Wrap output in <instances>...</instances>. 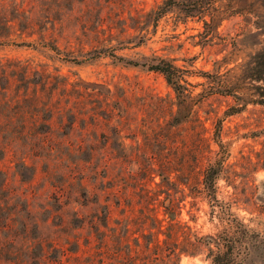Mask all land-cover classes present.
I'll return each instance as SVG.
<instances>
[{"label":"rangeland","instance_id":"1","mask_svg":"<svg viewBox=\"0 0 264 264\" xmlns=\"http://www.w3.org/2000/svg\"><path fill=\"white\" fill-rule=\"evenodd\" d=\"M162 1L0 0V84H8L18 107L12 109L11 119L17 132L0 137V264H48V259L61 257L65 246L74 248L76 240L87 248L84 238L91 230L86 224L77 227L78 218L99 203L111 202L113 197L107 194L111 188L127 183L130 189L139 188L137 164L128 167L129 156L139 155L143 146L142 125L171 118L172 88L161 73L145 67L113 63L108 57L79 64L68 58H82L97 46L98 24L105 29L100 34L108 25L120 28L140 9L148 11ZM215 6L218 34L211 40L200 41L201 21L175 24L171 12L153 35L148 34L146 45L118 53H154L179 66L224 72L264 47V0H217ZM129 32L138 35V29ZM113 33L118 30L113 28ZM193 56L190 67L188 59ZM188 80L196 85L194 93L206 86L199 75ZM157 98L166 101L163 108ZM113 100L128 114V125L109 118L105 110ZM235 104L231 96L209 95L195 104V117L203 122L208 138L221 120V138L230 150L229 177L218 181V198L231 202L239 218L264 234V216L253 211L248 197L254 193L264 198V105L248 103L240 112L224 115ZM119 136L127 148L119 146ZM154 180L159 182L160 177ZM135 195L125 194L136 203ZM174 197L184 198L182 192ZM180 206L178 219L202 233L222 228L217 218H211L206 200L187 196ZM119 217L115 210L113 218ZM237 262L264 264V244ZM180 264L212 263L204 256H185Z\"/></svg>","mask_w":264,"mask_h":264},{"label":"trees","instance_id":"2","mask_svg":"<svg viewBox=\"0 0 264 264\" xmlns=\"http://www.w3.org/2000/svg\"><path fill=\"white\" fill-rule=\"evenodd\" d=\"M216 2L163 0L148 11L140 9L136 15L129 17L132 22L124 23L120 28L108 25L107 31L100 34L105 29L101 27L102 24H98L95 32L97 46L81 54L82 58H68L79 64L108 57L113 63L141 66L159 72L172 88L174 98L170 103L171 118L164 123L156 118L154 122L142 125L140 131L146 150L143 151L141 146L139 155L129 156L131 160L128 167L137 164L138 171L135 174L139 175V188L135 186L130 189L129 183L121 189L111 188L107 192L108 196L113 197L111 202L99 203L95 210L78 218L80 224L77 227L82 228L86 224L91 230L90 235L84 238L83 245L87 248H81L80 242L76 240L74 248L65 246L61 249V257L48 259V264H72L70 258L74 259L73 264H180L185 256H204L212 264H236L242 254H248L252 248L258 249L264 244V234L251 229L239 218L232 211L231 202L218 198V181L229 177L227 171L231 166L228 163L230 150L221 138V120L213 136L208 138L203 122L195 117L194 112L198 101L214 94L231 96L236 101L224 115L238 113L248 103L264 105V47L249 55L247 60L226 68L224 72L220 69L209 72L179 66L173 59L154 53L150 56L141 52L131 56L118 53L146 45L150 38L148 34L153 35L160 20L171 12L175 13V24L186 23L188 19L201 21L204 29L198 34L200 41L204 43L211 40L218 34L216 19L219 8L215 6ZM113 28L118 30L117 35H114ZM130 28L138 29V35L132 37ZM112 39L116 40V44H111ZM129 43L130 47L127 46ZM194 60V56L188 59L190 67L194 66ZM222 62L228 63L225 58ZM193 75L206 79V86L197 93H194L196 85L188 80ZM9 89L7 83L0 84L2 138L17 132L11 119L12 109L18 107L15 108ZM26 98L23 97V100ZM156 102L163 108L166 101L157 98ZM118 103L113 100L105 111L111 120L127 124L130 118ZM186 124L189 126L185 127ZM118 144L123 149L127 148L124 138L120 136ZM213 144L218 148H212ZM129 172L134 174L131 168ZM156 176L160 177L159 182L154 180ZM185 188L188 189L187 193ZM129 192L136 194L139 201L135 203L126 197L125 194ZM178 192H182L184 198L190 196L193 201L206 200L211 218H217L222 228L217 232L202 233L187 221L178 219L184 199L177 200L174 197ZM162 193L165 196L160 199ZM248 197L253 211L264 216V198L254 193ZM115 210L119 211L121 217L113 218ZM110 222L117 225H111Z\"/></svg>","mask_w":264,"mask_h":264}]
</instances>
